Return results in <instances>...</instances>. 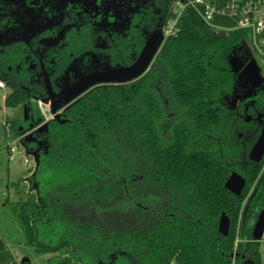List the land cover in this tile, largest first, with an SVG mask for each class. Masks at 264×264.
<instances>
[{
  "label": "trees",
  "instance_id": "obj_1",
  "mask_svg": "<svg viewBox=\"0 0 264 264\" xmlns=\"http://www.w3.org/2000/svg\"><path fill=\"white\" fill-rule=\"evenodd\" d=\"M178 26L143 76L93 88L25 143L36 165L10 207L29 242L70 253L60 264H264L254 235L264 156L249 158L264 129V79L232 62L248 34L219 32L193 7ZM0 77L5 104L25 113L9 129L22 134L36 112L33 126L43 122L32 98L44 96ZM233 171L246 179L240 195L225 187ZM10 261L0 237V264Z\"/></svg>",
  "mask_w": 264,
  "mask_h": 264
},
{
  "label": "flooded vegetation",
  "instance_id": "obj_2",
  "mask_svg": "<svg viewBox=\"0 0 264 264\" xmlns=\"http://www.w3.org/2000/svg\"><path fill=\"white\" fill-rule=\"evenodd\" d=\"M172 6L173 0H0V75L32 97L43 95L63 119L93 88L133 82L148 71ZM149 41L157 46L148 68L112 80L124 76L121 70L138 61Z\"/></svg>",
  "mask_w": 264,
  "mask_h": 264
},
{
  "label": "rangeland",
  "instance_id": "obj_3",
  "mask_svg": "<svg viewBox=\"0 0 264 264\" xmlns=\"http://www.w3.org/2000/svg\"><path fill=\"white\" fill-rule=\"evenodd\" d=\"M232 62L238 69H241L242 73L249 74L253 82L261 83L264 79V60L257 55L249 43L242 44L237 48L232 56ZM10 92L11 89L8 86L0 88V237L12 255V261L7 264H22L24 258L28 259L29 264H60V260L64 257L68 259L70 253L66 249L57 253L45 252L42 247L29 242L10 207L11 202L26 197L28 191L27 177L33 173L36 165V157L34 154L27 153L25 143L33 138L34 131L45 124L40 122L37 126H33L39 121L36 112L32 122L25 121L21 125L22 134L18 135L17 129L11 131L4 123L9 124L15 119L21 120L25 113L21 105L9 107L5 104V98ZM33 104L38 109L35 101ZM14 138L16 142L13 145L14 151L11 152L7 143ZM20 179L21 181L17 186L16 182ZM263 233L264 210L254 230L264 259Z\"/></svg>",
  "mask_w": 264,
  "mask_h": 264
},
{
  "label": "built area",
  "instance_id": "obj_4",
  "mask_svg": "<svg viewBox=\"0 0 264 264\" xmlns=\"http://www.w3.org/2000/svg\"><path fill=\"white\" fill-rule=\"evenodd\" d=\"M188 7L195 8L203 20L219 32H247L249 44L264 60V0H173L172 14L165 25V39L178 33L179 19ZM0 88H6L1 78ZM36 103L43 123L55 119L61 113L58 107L54 110L50 100L39 98ZM4 124L9 127L7 122ZM15 142L14 138L7 143L11 152L14 151Z\"/></svg>",
  "mask_w": 264,
  "mask_h": 264
},
{
  "label": "water",
  "instance_id": "obj_5",
  "mask_svg": "<svg viewBox=\"0 0 264 264\" xmlns=\"http://www.w3.org/2000/svg\"><path fill=\"white\" fill-rule=\"evenodd\" d=\"M157 43L153 41H149L147 47L143 51L141 57L128 68L122 69L121 71L124 72V76L122 77H114L112 80L123 82L130 80L132 78L137 77L140 73H142L148 66L151 64L152 57L156 51ZM68 102V100H67ZM56 107H54V110ZM56 120L59 122H64L65 119H62L60 116L56 117ZM264 156V129L260 133L257 141L255 142L254 146L252 147L249 158L253 161L260 162ZM246 185V179L240 175L238 172L233 171L229 178L225 183V187L237 194L240 195ZM219 232L222 235H228L230 230V218L224 212L222 213L219 221ZM22 264H29L28 259L24 258L21 262Z\"/></svg>",
  "mask_w": 264,
  "mask_h": 264
}]
</instances>
